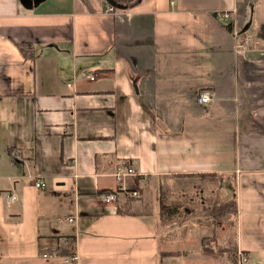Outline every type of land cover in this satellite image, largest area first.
I'll use <instances>...</instances> for the list:
<instances>
[{"label": "crops", "instance_id": "obj_1", "mask_svg": "<svg viewBox=\"0 0 264 264\" xmlns=\"http://www.w3.org/2000/svg\"><path fill=\"white\" fill-rule=\"evenodd\" d=\"M109 5L0 0V264H240L235 244L264 264V0ZM121 163L142 189L158 180L153 208L103 202ZM202 174L234 181V243L168 255L197 236L186 216L161 224L163 179ZM51 240L64 254L43 258Z\"/></svg>", "mask_w": 264, "mask_h": 264}, {"label": "rangeland", "instance_id": "obj_2", "mask_svg": "<svg viewBox=\"0 0 264 264\" xmlns=\"http://www.w3.org/2000/svg\"><path fill=\"white\" fill-rule=\"evenodd\" d=\"M164 180H165L166 188L163 192H166L168 193L169 196H172L173 198H177V199L183 198V197H185L188 200L197 199L199 200V207H200V208L198 207V209L195 211L190 210V211H187V213L185 212L184 214V217L186 216L184 221H186L185 225L187 226L188 232L190 233L191 228L196 226L195 228L196 230L195 232H192V234L195 233L194 235L197 236V241L193 243L188 241L187 244L184 245V243L176 240L175 239L176 237H173L172 235V242L170 241L169 243L170 245H167V249H170L171 251L170 254H173L171 256L180 255L181 251L185 247H187L188 250L193 249V251L196 250V248L202 247L201 250H203V252L205 253L204 255L208 257L207 259H211L210 257H213L215 254L218 253L217 250H221V249H217L218 246L220 245L219 242L223 241V239L218 240L219 234H222V233L225 234L226 235L225 238L228 239V242L234 241V232H235L234 221H235L236 216L232 214L233 221L227 224L226 223L225 224L214 223L212 219V214L207 210V207H206V201L213 194L217 192L224 193V191L226 192V190H228L230 194V198L231 199L234 198L235 184L232 178H229L227 183H223L221 180H219L216 183V185L214 184L211 185V183L209 184L208 182H202L196 177H194L193 179L183 178L179 180L176 177L168 176V178H164L163 181ZM157 181L158 180H156V183L154 181L150 183L147 188L144 187L139 194V197L141 198L143 197L142 199H144V202L146 203L145 209L153 208L155 203L157 202V196H158ZM179 190H181L182 193ZM177 191H179L178 194L175 193ZM191 196H192V199H191ZM204 208L206 210L203 212ZM198 215L199 216L203 215L202 216L203 219H201V221H198V220L194 221V218L192 219V217L198 216ZM188 219H191V221H189ZM212 223H214L215 225ZM165 232H166V229L160 230V235L164 234ZM199 238H203L202 243H200ZM218 259L221 260L220 262H226V261H223L225 260V256L223 258L218 257Z\"/></svg>", "mask_w": 264, "mask_h": 264}, {"label": "trees", "instance_id": "obj_3", "mask_svg": "<svg viewBox=\"0 0 264 264\" xmlns=\"http://www.w3.org/2000/svg\"><path fill=\"white\" fill-rule=\"evenodd\" d=\"M117 7L114 9H121L122 6H128L131 3L135 2L136 0H112ZM180 178H189L193 179L194 177L198 178L202 182H208L211 185H216V183L220 180L217 175L214 174H202V175H190V176H178ZM142 177H136L133 180L132 189H136L139 193L142 191L140 186V181ZM164 190L161 188L160 190V198H159V219L161 224L163 225H173L177 222V220H181L184 218L185 211L188 210H197L199 207V200H188L185 197L183 198H173L169 196L168 193L163 192ZM111 191H105V193H109ZM176 193H179L178 191ZM182 193V191H181ZM189 196V195H188ZM137 199V198H135ZM127 200H134L129 199ZM201 205V203H200ZM207 210L212 214L215 223L218 224H227L233 221L232 214L236 216L237 214V197L236 193L234 194V198H226L224 193L217 192L213 194L207 201H206ZM200 208V207H199ZM169 223V224H168ZM235 223V221H234ZM232 243V242H231ZM234 243V241H233ZM232 256L234 259L237 258V255L241 253L246 257L245 252H238L236 244L230 248ZM173 255V254H168Z\"/></svg>", "mask_w": 264, "mask_h": 264}, {"label": "built area", "instance_id": "obj_4", "mask_svg": "<svg viewBox=\"0 0 264 264\" xmlns=\"http://www.w3.org/2000/svg\"><path fill=\"white\" fill-rule=\"evenodd\" d=\"M114 7L109 5L108 6V12H114ZM90 80L93 81L95 79L94 75L89 76ZM212 100V95L208 91H203L199 95L198 101L201 104H208ZM10 155L13 157L14 160H20V156L18 155L17 152L13 151L10 153ZM114 176L116 178V181L118 183V186L115 190L102 194L101 198L105 204H115L118 200L119 197L125 196V198L129 199H135L139 198V191L136 189H132V184L133 180L136 177H139L140 175L138 174V171L134 169L132 166H128L126 163H121L118 168L116 169ZM35 187L38 189H45L46 183L42 180L37 181L35 184ZM17 197L15 195H11L8 199V202L15 201ZM74 219L73 218H68V219H62L59 222H67V223H73ZM64 242L63 240H58V241H47L46 244H44L42 251H41V256L46 259H54L58 258L60 254H64ZM63 260L66 264H72L77 261V255L75 253H72L68 256H64ZM239 260L240 264H246L247 263V258L242 255L241 253L239 254Z\"/></svg>", "mask_w": 264, "mask_h": 264}, {"label": "water", "instance_id": "obj_5", "mask_svg": "<svg viewBox=\"0 0 264 264\" xmlns=\"http://www.w3.org/2000/svg\"><path fill=\"white\" fill-rule=\"evenodd\" d=\"M44 0H21L22 4L26 8H32L33 6L39 5ZM111 6H117L112 0H108Z\"/></svg>", "mask_w": 264, "mask_h": 264}]
</instances>
